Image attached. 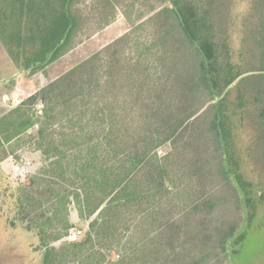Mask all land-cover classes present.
<instances>
[{"label":"trees","instance_id":"1","mask_svg":"<svg viewBox=\"0 0 264 264\" xmlns=\"http://www.w3.org/2000/svg\"><path fill=\"white\" fill-rule=\"evenodd\" d=\"M235 1L160 0L149 11H138L135 21L139 22L136 30L152 27V41L135 39L130 43V33H125L102 49H89L86 40L111 23L108 16L115 6L113 0L94 2L91 9L104 14L93 30L79 7L83 0H0V36L11 59L18 68H38L51 78L23 101L22 106L41 102L42 109L34 112L36 119L28 115L18 118V124L22 130L37 125V148L49 159L43 169L64 187L65 192L53 199L54 212L68 214L71 203L77 205L81 216L99 212L90 224L86 242H93V236L102 239L110 233V220L121 206H139L145 194L159 195L175 184L167 163L169 153L158 154L170 144L171 152L183 158L187 170L197 174L203 191H186L183 203L188 210L182 220L176 224L166 218L162 231L137 250L138 258L142 264H156L159 259L160 264H166L161 247L171 246L181 235L185 242L193 243L197 253L187 249L179 264H213L219 259V253L213 255L214 252H225L238 224L216 226L220 218H215L212 210L220 199L206 193V168L211 162L206 160L205 150L211 144L215 154L208 157L218 159L224 179L229 180L228 174L233 173L239 188L248 192L253 187L241 171L234 119L258 123V127L251 125L254 137L248 150L250 156L257 157V146L264 148V0H247V11L237 23L238 48L231 38ZM6 3L12 6L10 11L4 8ZM118 3L122 5L120 0ZM132 13L127 11L129 16ZM120 45L121 55L116 50ZM68 54L74 58L65 63L63 58ZM148 62L159 69L162 80L159 88L151 87L152 100L157 105L147 113L148 126L132 133L122 131L116 127L117 116L111 109L86 111L88 102L82 106L102 87V81L112 89L125 68L144 76L140 68ZM101 69H105L103 76ZM3 134L6 136L4 130ZM35 177H30L31 184L37 181ZM42 180L47 182L45 188H50L51 178ZM71 186L76 187L69 189ZM36 199L45 201L43 195L23 190L19 216L25 227L37 229L44 239L47 222L45 214L36 208ZM180 199L182 202L181 196ZM241 201L235 199L236 204ZM254 202V198L247 200L250 207ZM47 219L56 220V216ZM64 228L67 232L70 226L66 224ZM208 244L213 250L206 249ZM149 247L153 250L148 251ZM174 261L167 264H177V257ZM45 262L52 264L50 252ZM114 264L129 263L120 260Z\"/></svg>","mask_w":264,"mask_h":264},{"label":"rangeland","instance_id":"2","mask_svg":"<svg viewBox=\"0 0 264 264\" xmlns=\"http://www.w3.org/2000/svg\"><path fill=\"white\" fill-rule=\"evenodd\" d=\"M95 1L98 0H83V4L79 6L86 13L92 30L97 27L98 18L104 14L91 9ZM118 1L113 0L114 9L110 8L111 15L109 14L108 17L111 18V23L86 40L89 49H102L113 38L121 37L125 33H130V43L135 39H141L145 43L152 41V27L136 30L135 27L139 22L135 21L138 11L140 14L147 12L152 4H160V0H142L136 3L134 0H120L122 5ZM247 3V0H236L234 5L235 23L231 29V38L233 46L237 48L240 42L237 23L247 11ZM4 8L10 11L12 6L6 3ZM127 11L133 13L129 16ZM87 27L89 28V23ZM116 50L121 55L122 45ZM127 53L125 55L131 52ZM80 55L81 53L77 54ZM73 58L68 54L63 59L68 63ZM57 67L54 68L55 71ZM140 70L144 71V76L134 72L133 68H125L114 80L113 88L110 90L102 81V87L95 91L94 95L92 94L89 101L84 100L82 106L88 102L86 111L111 109L117 116L116 127L122 131L128 129L132 133L134 129L137 131L139 127L148 126L147 113L153 111V105H157V102L152 100L151 87L159 88L162 80L158 77L159 69L152 62L146 63L145 68ZM104 71L105 69H101L102 76ZM50 79L41 69L18 68L0 36V264H47L45 262L47 252H50L52 264H114L120 260H125L129 264H142L137 250L148 244L153 235L162 231L161 226L166 218L176 224L182 220L188 210L183 203L187 190L203 189L197 174L187 170L183 158L171 152L170 144L164 145L158 154L165 156L169 153L167 163L170 174L175 178V184L170 185L168 191L159 195L153 192L145 194L143 203L139 206L136 203L129 209L121 206L115 210L110 220L112 221L110 233L108 232L102 239L93 236V242H86L85 239L91 229L90 224L98 218L99 212L92 216H81L74 203H71L68 214L64 211L54 212L55 197L58 193L65 192L64 187L57 185L58 179L47 169H43L48 166L49 159L37 148V125L22 130L21 125L18 124V118L22 119L28 115L36 119L34 112L37 114L42 109L41 102L22 106L23 101L47 85ZM16 108L20 109L17 111ZM12 111H14L13 115L7 118ZM5 119L8 122H5ZM234 122L241 171L244 179L252 184L253 189L248 192L240 189L236 175L233 173L228 174L229 180H225L218 159L216 161L208 157L210 153L215 154V152L211 144H208L210 147L207 145L204 155L211 165L206 168L208 174L206 193H213L220 199L219 204H215L212 210L213 216L220 218L216 226L223 228V225H226L228 228L235 223L238 224V229L229 239L225 252H214L213 255L219 253V259L213 264H264V148L257 146L254 152L256 153L254 156L257 157L250 156L248 150L254 137L251 125L258 127V123L250 124L251 119L248 122L240 120L238 122L236 118ZM3 130L7 137L3 134ZM260 141L262 140L259 139ZM200 159L201 157L198 160ZM34 176L37 181L33 185L30 183V177ZM42 177L51 178L48 190L45 188L47 182L43 181ZM73 187L76 186H71L69 189ZM23 190L29 191L31 195L45 197V201L35 200L36 208L45 214L43 216L47 222L44 239L37 229H28L20 219L19 198ZM248 198L255 199L254 206L248 205ZM235 199H241V204H236ZM37 213V211L33 212L30 218ZM50 216H56V220L47 219ZM190 223L191 226L194 225L193 220H190ZM66 224L70 226L67 232L64 228ZM71 229H80L82 232L77 237H69ZM62 233L67 234L63 236ZM185 241L186 238L181 235L171 246L167 245L166 248L160 246L162 259L167 263L171 260L174 263V257H177L179 264L184 261V253L187 249L192 254L197 253L193 243ZM76 242L81 244L73 245ZM206 249L213 250L212 244H208ZM152 250V247L148 248V251ZM160 262L159 259L156 264Z\"/></svg>","mask_w":264,"mask_h":264},{"label":"built area","instance_id":"3","mask_svg":"<svg viewBox=\"0 0 264 264\" xmlns=\"http://www.w3.org/2000/svg\"><path fill=\"white\" fill-rule=\"evenodd\" d=\"M81 232L80 229H71L69 237H77Z\"/></svg>","mask_w":264,"mask_h":264}]
</instances>
